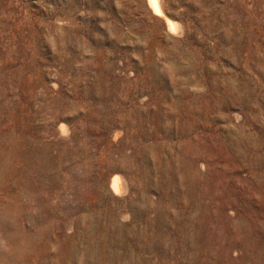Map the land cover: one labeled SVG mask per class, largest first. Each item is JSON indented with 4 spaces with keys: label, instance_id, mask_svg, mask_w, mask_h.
Listing matches in <instances>:
<instances>
[{
    "label": "rangeland",
    "instance_id": "1",
    "mask_svg": "<svg viewBox=\"0 0 264 264\" xmlns=\"http://www.w3.org/2000/svg\"><path fill=\"white\" fill-rule=\"evenodd\" d=\"M156 4L0 0V264H264V0Z\"/></svg>",
    "mask_w": 264,
    "mask_h": 264
},
{
    "label": "bare ground",
    "instance_id": "2",
    "mask_svg": "<svg viewBox=\"0 0 264 264\" xmlns=\"http://www.w3.org/2000/svg\"><path fill=\"white\" fill-rule=\"evenodd\" d=\"M157 1V0H156ZM156 1L155 0H149V2H150V5L153 7V9L155 10V11H157L158 10V7H157V4H156ZM159 4V3H158ZM161 8V7H160ZM161 11V10H160ZM160 14H162L161 12H160ZM163 15V14H162ZM170 26H172V25H170ZM174 26V25H173ZM173 29V28H172ZM184 182L186 183V185H189V187H190V189H191V187H192V179H191V174L190 173H187L186 175H185V178H184ZM112 187H113V189L116 191V192H119V190H120V185H119V183H118V181H117V179H113V182H112ZM123 190V189H122ZM121 190V191H122ZM120 191V192H121ZM119 192V193H120ZM189 194V193H188ZM190 195H191V191H190ZM102 216H95L94 215V219L92 220V224H93V228L96 230V232L97 233H103L104 234V239L106 238V239H108V237H107V235L109 234V229L104 225V223L102 222ZM91 221V220H90ZM200 229H201V231L203 230L202 229V227H200ZM242 226L240 225V227L238 228V230H240V231H238L237 230V236H238V239H239V241L240 242H242V241H244V238H242L241 237V234H243V232H242ZM243 231H245L244 229H243ZM199 233V235H194V231L193 230H191V232H185V231H180L179 233H178V235L181 237V238H183L185 241H191V243L193 244V247L195 248V250H193L192 252V254L196 257V255H198V254H200V251H201V248H202V246H207V245H209V241L208 240H206L203 236H202V234H201V232L199 231L198 232ZM164 234V233H163ZM244 235H245V232H244ZM247 237V236H246ZM153 238H151V240H152ZM147 240H149V239H147ZM151 240H150V242H151ZM154 240V239H153ZM165 240V239H164ZM204 244V245H203ZM192 246V245H191ZM186 247V246H185ZM207 249H211V247H208ZM227 263H229V261L227 260ZM193 264H196L195 262H193ZM199 264V263H198ZM207 264V263H206Z\"/></svg>",
    "mask_w": 264,
    "mask_h": 264
}]
</instances>
